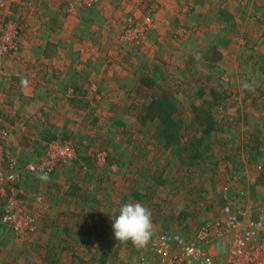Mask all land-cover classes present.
I'll return each instance as SVG.
<instances>
[{"label": "rangeland", "instance_id": "1", "mask_svg": "<svg viewBox=\"0 0 264 264\" xmlns=\"http://www.w3.org/2000/svg\"><path fill=\"white\" fill-rule=\"evenodd\" d=\"M54 141L74 158L29 172ZM0 177V264H43V227L54 264H133L149 248L111 220L129 202L186 237L226 184L264 214V0H0ZM10 197L32 230L1 221ZM76 210L111 226L92 234Z\"/></svg>", "mask_w": 264, "mask_h": 264}, {"label": "built area", "instance_id": "2", "mask_svg": "<svg viewBox=\"0 0 264 264\" xmlns=\"http://www.w3.org/2000/svg\"><path fill=\"white\" fill-rule=\"evenodd\" d=\"M74 155L71 142H50L41 156L27 164V169L48 175L57 164L71 160ZM14 179L9 174L3 181L13 185ZM221 193L223 202L219 209L194 226L189 237L177 231H158L148 244L149 254L140 255L133 264H264V214L247 217L245 210L232 207L231 198L245 196V190L238 189L233 194L226 184ZM17 208V200L8 198L1 211V221L12 224L17 232L32 230L26 218L18 217ZM214 242L227 248L224 256L209 253L207 248Z\"/></svg>", "mask_w": 264, "mask_h": 264}, {"label": "clouds", "instance_id": "3", "mask_svg": "<svg viewBox=\"0 0 264 264\" xmlns=\"http://www.w3.org/2000/svg\"><path fill=\"white\" fill-rule=\"evenodd\" d=\"M244 88L249 85L244 84ZM112 220V230L116 242L131 244L135 249H145L153 236L152 213L142 203H125Z\"/></svg>", "mask_w": 264, "mask_h": 264}, {"label": "crops", "instance_id": "4", "mask_svg": "<svg viewBox=\"0 0 264 264\" xmlns=\"http://www.w3.org/2000/svg\"><path fill=\"white\" fill-rule=\"evenodd\" d=\"M64 21V20H63ZM60 41V40H59ZM47 42V43H46ZM56 42H57V40H56ZM45 43L46 44H48V46H50L51 45V42H48V41H45ZM66 44V43H65ZM47 47V46H46ZM58 55H60V54H58ZM66 71H72V70H70V68L68 69V70H66ZM233 168V167H232ZM237 180V179H236ZM260 183H262V181H260V180H258V179H254V180H252V184L253 185H257V184H260ZM243 185V184H242ZM241 186V185H240ZM237 188V190L239 189L238 187L239 186H236ZM241 189H243V188H241ZM68 212V211H67ZM67 212H62L61 213V217L63 216V215H68L69 216V214H66ZM68 213H70V212H68ZM99 213H102V214H99ZM74 214V216L76 217V216H78V217H81V218H83V220L81 221V222H88V225H86V227H88V228H90V229H92L93 227H94V230H92V231H90V233H92L93 234V232L94 233H96V231L97 232H99V227H97V225H98V219H100V217H105V222L103 223V224H105L107 227H110L111 226V221H110V218H111V214H109L108 213V211H106V212H99V211H97V212H89V213H84V212H81V210L80 211H78V210H76V212H74L73 213ZM104 220V219H103ZM74 226L76 227V229L74 228L73 229V232L74 233H76L77 232V228H78V232H80V228L77 226V224H75L74 223ZM70 227L69 226H62L60 229L62 230V233L64 232V233H67L68 232V230H70L69 229ZM40 232L39 233H41L42 235L43 234H45L44 236H43V238H42V241L41 240H39L38 238H37V240L35 241V242H33L32 243V247L33 248H35L36 247V245H38V243H43V247H42V250L44 249V248H47V249H49L50 251H49V253L46 251L45 252V254L44 255H42V261H43V264L45 263V264H54L53 262H54V257H53V255L51 254V250H53V245H56V243H55V241L58 239V238H60V236L61 235H59V236H57V237H54V236H51L50 234H48V233H46V230H47V227H43V228H40ZM86 230L84 229V232H85ZM105 231H107V229H104V232ZM88 232V231H87ZM61 233V234H62ZM86 233V232H85ZM89 233V232H88ZM89 233V234H90ZM71 233H69V234H62V235H64V237H63V244H61V247L65 244V243H69V241L70 240H68L67 241V237H70V236H68V235H70ZM76 234H78V233H76ZM91 234V235H92ZM93 236V235H92ZM114 237V236H113ZM46 238V244L43 242V241H45L44 239ZM72 238V237H71ZM59 240V239H58ZM111 241L114 243V241H113V238L111 239ZM78 244H81L80 243V241L78 242ZM63 248V247H62ZM208 250H209V253L211 254V255H214V256H216V254L217 253H219L221 256H219V257H222V256H224V254L226 253V250H227V248L226 247H222L221 245H217V244H215V242L214 243H212L208 248H207ZM213 249L215 250V251H213ZM216 253V254H215ZM71 258H72V256H70L69 257V259L71 260ZM79 256L77 255V256H74V260H75V262H77L78 260H79ZM27 260L29 261V259L27 258ZM80 260H81V258H80ZM46 262H48V263H46ZM30 263H32L31 261H30Z\"/></svg>", "mask_w": 264, "mask_h": 264}, {"label": "trees", "instance_id": "5", "mask_svg": "<svg viewBox=\"0 0 264 264\" xmlns=\"http://www.w3.org/2000/svg\"><path fill=\"white\" fill-rule=\"evenodd\" d=\"M55 138V137H54ZM73 191V190H72Z\"/></svg>", "mask_w": 264, "mask_h": 264}]
</instances>
